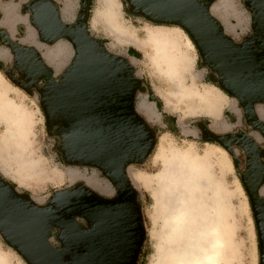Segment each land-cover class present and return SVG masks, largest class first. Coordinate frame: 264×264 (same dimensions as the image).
Instances as JSON below:
<instances>
[{
	"label": "rangeland",
	"instance_id": "obj_1",
	"mask_svg": "<svg viewBox=\"0 0 264 264\" xmlns=\"http://www.w3.org/2000/svg\"><path fill=\"white\" fill-rule=\"evenodd\" d=\"M28 1L0 0V8L4 9V13L0 11V22L10 28L23 22L17 32L19 42L23 40L33 50L35 45L59 82L75 59L74 48L66 39L51 44L41 40L32 25L31 9H21L31 5ZM52 1L64 23H76L82 0ZM104 1L112 2L116 17L105 11ZM212 1L213 16L235 44L241 45L254 36L248 0ZM87 27L110 54L130 63L141 82L135 110L155 137L147 160L131 164L126 170L145 228L137 264H169L171 250L187 242L170 219L181 201L191 203L193 212L201 209L215 214L222 207L228 232L222 264H261L258 227L243 179L255 185L263 178L259 196L264 200V103L253 105L261 124L248 120L239 100L216 83L218 75L204 63L185 30L133 14L126 0H89ZM159 31L169 33V37H152ZM118 35L119 41L114 38ZM130 50L137 54L131 55ZM32 62L25 67L27 70L37 68ZM14 65L13 60L0 67L1 178L39 206H47L58 192H72L80 186L105 199H115L117 188L99 169L66 161L61 151L63 140L48 125L51 113L44 110L39 88H44L46 82L39 80L35 85L34 77L40 70L20 79ZM8 71L14 72L10 76L16 83L7 76ZM238 135L251 138L256 152L245 141H241L243 146L225 141L226 148L212 138ZM250 170L253 173L248 180ZM77 222L87 228L84 219L78 218ZM58 235L59 231L53 229L50 243L56 249L61 248ZM190 241L196 242L195 238ZM0 264H28L1 235Z\"/></svg>",
	"mask_w": 264,
	"mask_h": 264
},
{
	"label": "water",
	"instance_id": "obj_2",
	"mask_svg": "<svg viewBox=\"0 0 264 264\" xmlns=\"http://www.w3.org/2000/svg\"><path fill=\"white\" fill-rule=\"evenodd\" d=\"M31 1L32 25L41 40L51 44L66 39L74 47L75 59L61 80H54L37 50L19 46L3 33L0 38L13 52L21 76L30 78L28 73L40 70L34 77L35 85L39 80L46 82L39 88L44 110L51 113L48 125L63 140L61 151L66 161L99 169L118 193L108 200L80 186L72 192H58L47 206H39L28 196L19 195L0 176V235L28 264H137L145 228L126 170L131 164L144 163L155 146L152 130L135 110L141 82L126 59L110 54L89 34V0H82L80 19L73 25L63 22L52 0ZM126 1L133 14L185 30L204 63L219 76L220 87L239 100L248 120L261 124L253 105L264 103V0H248L254 36L241 45L225 34L213 16L212 0ZM31 60L37 65L32 71L25 68ZM212 138L226 148L225 141L238 145L245 141L254 153L257 150L246 135ZM253 170L246 176L248 180ZM262 181L250 185L243 179L264 264V200L259 196ZM78 218L86 221L87 228L78 224ZM53 229L59 231V249L50 243Z\"/></svg>",
	"mask_w": 264,
	"mask_h": 264
},
{
	"label": "bare ground",
	"instance_id": "obj_3",
	"mask_svg": "<svg viewBox=\"0 0 264 264\" xmlns=\"http://www.w3.org/2000/svg\"><path fill=\"white\" fill-rule=\"evenodd\" d=\"M103 3L105 11L116 17L112 2L104 1ZM152 37L166 40L169 33L159 31ZM114 38L119 41L121 36L118 35ZM207 110L210 111V109ZM194 111L198 110L194 109ZM208 111L206 113L210 114ZM193 209L191 203L181 201L173 215L170 216L178 233L187 242L184 243V241L171 250L169 264H222L225 260V238L228 236L222 207H218L215 214L201 209L193 212ZM193 238L196 242L190 241Z\"/></svg>",
	"mask_w": 264,
	"mask_h": 264
},
{
	"label": "crops",
	"instance_id": "obj_4",
	"mask_svg": "<svg viewBox=\"0 0 264 264\" xmlns=\"http://www.w3.org/2000/svg\"><path fill=\"white\" fill-rule=\"evenodd\" d=\"M31 0L28 1V3H30ZM1 4V2H0ZM30 8V5H25L23 6V12L27 11ZM0 11L2 13H4V9L2 10V8H0ZM18 8L16 10V13L18 12ZM21 18V16H19ZM22 19V18H21ZM19 23H23L21 22H17L16 25L12 26L11 28L7 25H3L2 22H0V32L7 35L8 38H10L15 44H18L19 46H25V44H23V40L19 42V38L17 36V32H18V28H19ZM0 33V34H1ZM18 37V38H17ZM0 43L2 44V49H0V51L3 52V55L0 57V67L1 66H6L8 63L12 62L14 60V54L11 51V49L2 41V39L0 38ZM26 47V46H25ZM35 50H38V48L34 45ZM28 48V47H27ZM30 49V48H29ZM33 50V49H32ZM9 73L12 71H8ZM7 72V74H8Z\"/></svg>",
	"mask_w": 264,
	"mask_h": 264
},
{
	"label": "flooded vegetation",
	"instance_id": "obj_5",
	"mask_svg": "<svg viewBox=\"0 0 264 264\" xmlns=\"http://www.w3.org/2000/svg\"><path fill=\"white\" fill-rule=\"evenodd\" d=\"M30 3H33V1H30ZM35 4H38V2L37 3H35ZM33 6V5H32ZM80 16H81V14H80ZM80 16H79V18L77 19V21H76V23L78 22V20L80 19ZM76 23H74V24H76ZM73 25V24H72ZM40 38H41V36H40ZM61 40V39H60ZM57 41H59V40H57ZM56 41V42H57ZM73 46V45H72ZM74 48V47H73ZM256 48V51H258V48L257 47H255ZM74 52H75V50H74ZM14 66H16V65H14ZM15 68V67H14ZM16 69V68H15ZM14 73V72H13ZM13 73H10L9 74V72H8V77L9 78H11V80L14 82V83H16V81H15V79L14 78H12L10 75L12 74V75H14ZM19 78L20 79H23V77L22 76H19ZM216 83L220 86V84H219V76H218V80L216 81Z\"/></svg>",
	"mask_w": 264,
	"mask_h": 264
},
{
	"label": "trees",
	"instance_id": "obj_6",
	"mask_svg": "<svg viewBox=\"0 0 264 264\" xmlns=\"http://www.w3.org/2000/svg\"><path fill=\"white\" fill-rule=\"evenodd\" d=\"M129 53L131 55H136L137 54V52H135L134 50H130ZM206 142L207 143H211V144H215V141L214 140H207Z\"/></svg>",
	"mask_w": 264,
	"mask_h": 264
}]
</instances>
